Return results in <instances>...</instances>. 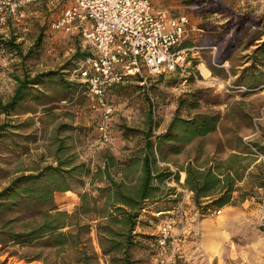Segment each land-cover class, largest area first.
<instances>
[{"label": "rangeland", "instance_id": "obj_1", "mask_svg": "<svg viewBox=\"0 0 264 264\" xmlns=\"http://www.w3.org/2000/svg\"><path fill=\"white\" fill-rule=\"evenodd\" d=\"M223 1L238 14L264 18V0ZM152 3L171 16H187L195 31L185 45L203 49L189 59L190 64L184 72L153 76L141 68L140 75L124 77L111 88L106 97L115 113L108 124L109 139L105 143L100 141L98 130L100 112L86 88L72 77V71L91 57L80 38L69 41L67 39L73 37L56 33L46 37L48 40L44 42L40 37L38 49L27 60H22L16 53H0V96L3 99L13 93L14 76H22L25 72L31 76L45 71L57 73L42 86L46 96L42 103H49L47 106L53 108L52 112L44 113L45 109L39 108L33 126L13 131L12 137L0 142V167L6 170L5 176L16 170L27 173L26 170L35 167L43 155L44 163H50L52 159L47 158L44 151L48 146L47 138L60 125L70 126L75 152L81 161L96 166L105 158H135L147 140L153 141L166 130L177 109L178 97H186L185 94H195L201 101L199 108L181 111L180 115L218 113L221 115L218 130L210 137L194 139L180 155H168L169 163L161 164L159 169L178 174L181 165L176 164L179 160L196 158L202 163L219 159L230 149L251 150V159L262 160L260 156L263 155L252 144L264 146V82L247 91L243 86H237L236 81L240 71L251 64L254 49L264 41V20L256 23L255 19H249L244 26L237 27L233 26L230 17L202 13L190 5L189 0H152ZM206 22L214 29H201V24ZM53 37L56 38L53 40ZM255 37L258 40L255 41ZM42 43L45 48L39 53ZM75 52L84 54L85 59L74 60ZM23 53L26 54V49ZM200 62L207 74L201 75L198 71ZM63 82L75 84L76 90H63ZM65 100L69 104H61ZM29 116L24 115L18 120L22 122ZM3 121L4 117L0 116V124ZM250 161L245 163L248 168ZM255 171L252 169L248 174ZM178 176L181 179V174ZM250 183L246 175L239 185L250 191L245 201L200 216L192 203V194L182 192L172 180L165 181L160 186L161 198H165H157L158 204L149 209H154L153 213L145 211L134 227L133 243L128 248L125 263L156 264L153 239L159 219L153 214L162 208L172 210L183 201L186 217L183 226L179 224L175 228L168 247V252L175 253L181 264H264V191L250 187ZM80 192L82 189L76 187L75 191L55 193L54 201L59 210L72 213L79 204ZM167 194L171 195L167 197ZM218 211H221L219 215ZM81 242L82 245L76 248L50 247L42 242L27 247L9 244L0 251V264H125L122 260L111 262L112 256L121 259V254L108 257L101 253L94 230L83 234Z\"/></svg>", "mask_w": 264, "mask_h": 264}, {"label": "trees", "instance_id": "obj_2", "mask_svg": "<svg viewBox=\"0 0 264 264\" xmlns=\"http://www.w3.org/2000/svg\"><path fill=\"white\" fill-rule=\"evenodd\" d=\"M189 3L202 13L230 17L233 26L237 27L244 26L249 19H255L256 23L264 20L263 17L256 19L238 14L223 0H189ZM200 28L211 31L214 26L206 22ZM40 41V38L36 40V49ZM0 48L7 53L18 54L22 60L32 53L23 56L14 40H0ZM72 57L74 60L85 59V55L78 52ZM251 61L240 71L236 81L237 86H243L247 91L264 82V41L252 52ZM56 75V72L48 71L33 76L28 72L14 76L16 85L12 95L7 99L0 96V116L4 117L0 124V142L13 131L33 126L39 108L45 109L44 113L52 112L53 108L47 106L49 103H42L46 97L42 86ZM62 89L76 90V86L63 82ZM185 96L178 97L177 109L166 130L153 141L147 140L140 155L128 161L105 158L96 166L81 161L75 152L70 126L60 125L47 138L48 146L44 151L46 157L52 159L50 163H44L43 155L35 167L26 170L27 173L16 170L6 176V170L0 167V251L9 244L27 247L40 242L50 247L76 248L82 245V235L94 230L101 253L108 257L121 254V259L112 256L111 262L122 260L125 263L128 248L133 243L134 227L145 211H151L149 209L158 204L155 200L161 198L160 186L165 181L172 180L190 192L200 216L245 201L250 191L240 188L238 183L246 178L244 173L248 164L245 163L254 161L251 150L231 155L225 161L211 160L210 165L198 163L194 158L180 170L185 174L182 184L179 172L159 169L161 164L169 163L168 155H179L194 139L215 132L221 120L218 113H194L182 117L181 111L195 110L201 101L195 94ZM24 115L30 116L20 122L18 119ZM61 132L65 135H59ZM252 146L264 156V146L256 143ZM138 168L140 174L135 179ZM254 169L255 173H247L251 181L249 185L264 191V168L258 164ZM76 187L82 189L78 193L79 204L70 214L60 211L54 194L75 191ZM162 209L156 212L171 210Z\"/></svg>", "mask_w": 264, "mask_h": 264}, {"label": "built area", "instance_id": "obj_3", "mask_svg": "<svg viewBox=\"0 0 264 264\" xmlns=\"http://www.w3.org/2000/svg\"><path fill=\"white\" fill-rule=\"evenodd\" d=\"M42 1L0 0V25L5 26L9 17H20L24 8ZM52 29L66 35L78 34L82 46L90 52L91 57L72 71V77L86 88L100 112L98 130L102 143L109 139L108 124L115 113L106 97L111 88L124 77L140 75L141 68L153 76L184 72L189 59L203 49L184 46L195 31L187 16H171L156 8L152 0H70ZM198 71L207 74L202 62ZM61 104L69 103L65 100ZM260 157L264 164V157ZM179 182L183 183L181 179ZM182 192L188 191L182 188ZM153 215L159 219L153 242L156 264H181L168 247L177 225L183 226L184 202Z\"/></svg>", "mask_w": 264, "mask_h": 264}, {"label": "crops", "instance_id": "obj_4", "mask_svg": "<svg viewBox=\"0 0 264 264\" xmlns=\"http://www.w3.org/2000/svg\"><path fill=\"white\" fill-rule=\"evenodd\" d=\"M69 5H70V0H63V1L43 0L42 2L38 4L30 5L24 8L22 10L20 17L11 16L8 18V22L5 26L0 25V40L1 41L2 40H5V41L14 40V42L19 45L21 52L23 49H26V54L31 51L32 53L33 51L34 52L36 51L34 44L36 43V40H38L40 37H42L43 41L45 42L46 40H48V38L46 37L53 36L56 33H61L62 35L66 37H70V36L73 37L70 39L68 38L67 40L71 41V39H73V41H76V39H79L78 34L75 33L74 35H66V34H63L62 32L55 31L52 29V24L58 20L63 9H65ZM55 38L56 37H53L52 39L54 40ZM44 48H45V44L42 43L41 49H39L38 52L39 53L43 52ZM1 52H4V51L0 48V53ZM47 53H49V51H47ZM23 56H24V53H23ZM25 59L27 60L28 58H25ZM42 65L43 64H41L40 66ZM217 130H218V127L216 131ZM213 133H210L205 137H210ZM212 154H213V151L209 155H212ZM234 154L241 155L240 150L238 151L236 149H230L227 155L222 156L219 159L212 158L210 160H206L205 162H207V164L210 165L212 163L210 161L214 159L219 160V161H225L229 159L231 155H234ZM255 158L256 160H254L250 164L249 168L244 173L245 176L247 175L248 172H251V170L254 169V166H257L259 163L263 164V162L257 159V157ZM191 160L192 159L179 160L176 165H179V166L181 165L179 167L181 170V168L184 167L186 163ZM125 161H128V160H125ZM178 172L179 174H181V180H184L185 174L181 171H178ZM139 174H140V168H138L137 170L135 179L138 178ZM119 177H120V173L117 174V178ZM244 180H245V177H244ZM240 184L241 183H238V186Z\"/></svg>", "mask_w": 264, "mask_h": 264}]
</instances>
